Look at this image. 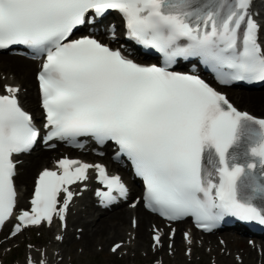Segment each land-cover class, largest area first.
I'll return each mask as SVG.
<instances>
[{"label":"snow or ice","instance_id":"snow-or-ice-1","mask_svg":"<svg viewBox=\"0 0 264 264\" xmlns=\"http://www.w3.org/2000/svg\"><path fill=\"white\" fill-rule=\"evenodd\" d=\"M110 10L122 15L128 36L162 55V65L137 63L94 35L73 38L90 17ZM260 30L252 0H0V50L24 45L42 57L37 79L47 140L114 142L143 178L148 209L169 221L193 217L209 232L226 215L264 224V117L172 66L198 58L222 85L264 82ZM20 92L10 83L0 92V227L15 218V237L54 217L66 221L76 195L69 186L89 180V169L107 189L97 191L104 201L127 198L121 177L105 165L63 158L38 174L30 210L17 215L18 158L41 136ZM162 235L154 230L153 247L163 246ZM184 238L193 243L191 233ZM121 249L115 243L111 251Z\"/></svg>","mask_w":264,"mask_h":264},{"label":"bare ground","instance_id":"bare-ground-1","mask_svg":"<svg viewBox=\"0 0 264 264\" xmlns=\"http://www.w3.org/2000/svg\"><path fill=\"white\" fill-rule=\"evenodd\" d=\"M0 63H2L4 67H7V69H11V71H14L13 74L16 75L17 79L16 84L21 85L20 95L22 97V100L33 110L35 117L37 118L41 110L39 105L37 82L35 79L36 73H34L33 71V68H36V62L22 57L13 58V56L0 54ZM33 74L34 78L32 77ZM23 88H26L24 92L22 90ZM230 97L234 102L241 104L245 109H247V107L249 106V111L251 110L256 113L259 108L261 111H264V89L254 92H242L230 89ZM256 115L263 116L259 114ZM44 155L51 156L54 155V153L41 151L32 156L30 161H26L25 164L20 167V172L17 176V184L20 191L19 199L21 202H23L24 197L26 198V195L31 188L33 177L32 174L38 169L47 166L48 164L49 160L42 159V156ZM79 201L80 199L75 201L74 206L71 208V212L76 209L78 213H75L73 220H69L70 225L66 229L69 231L62 229L59 225L53 226L55 231H57V234L59 235L62 234L63 230L67 232V239L73 246V248L71 247L69 252L74 250V245L76 246L78 244V242L73 238L76 232L70 231L71 226L73 227L74 224H78V226L84 227L83 231L78 233V239L81 245H83L82 247H85L86 250L94 248L98 240L100 241V243H103V240L107 238L108 233H111L114 236H121L122 234L124 235L125 231L131 230L135 231L136 233L135 250H139L140 245H142V247H145V250L148 251L147 238L151 234H149V226L152 227V223L158 222L159 219L155 215H152L144 210L140 204L137 205L136 208H129L126 206L124 207V205L126 204H122L120 206L121 208L118 207L119 209L116 208L117 210L113 209L112 211H107L103 213V215L97 220H88L87 217L89 215H93L98 209L93 203V197L91 198V204L85 209L80 208ZM133 216H135L138 221L135 228L131 227ZM127 224H129V229L127 228ZM175 240L177 242L179 240H183L179 231L175 235ZM226 240L228 241L227 245L230 249L235 248L238 250H242L243 254L248 259H251L249 260L251 264H253L255 258H257V253H260V256H262V259L264 260V244H260L259 251L257 247L253 248L246 246L243 239H237L235 237H233L232 239V237H227ZM53 245L57 249H59L61 245L60 249L62 251L66 250L65 248H63V244L60 243V240H54ZM244 250L246 251L244 252ZM256 250H258V252H255ZM5 251L6 250L0 251L1 258L6 255ZM29 253L35 254L32 250L29 251ZM48 254L52 256L53 252L51 251ZM220 259L226 260L227 258L221 256ZM49 264H54V260H51ZM262 264H264V262H262Z\"/></svg>","mask_w":264,"mask_h":264},{"label":"rangeland","instance_id":"rangeland-1","mask_svg":"<svg viewBox=\"0 0 264 264\" xmlns=\"http://www.w3.org/2000/svg\"><path fill=\"white\" fill-rule=\"evenodd\" d=\"M33 71L35 73V67L33 68ZM34 78V74L32 76ZM240 107H242L241 104H238ZM249 108V106L247 107ZM257 114H264V111H261L260 108L257 110L256 112ZM35 174V172L32 174V176ZM97 216V215H95ZM98 217V216H97ZM93 219V217H88V219ZM127 226L129 227V224H127ZM149 231H151V229L149 228ZM53 234L52 230H47L46 228H41V230L38 231H28L26 233H24L23 235H21L20 237H17L16 239L13 240V242H16V245L18 244H22V251H19L20 254L16 253L17 255H14L15 258H17L18 260H21L25 257V252L28 249V242L29 241H35V242H39L41 239H49L50 236ZM113 234L108 233L107 234V238L105 240H103L102 246L103 249L101 250V246L97 245L99 244L98 242H100L99 240L96 242V245L94 248L86 250V248L84 249V253L81 254L80 250H76L77 253L81 256L78 264H134L135 260L137 262V264H153L152 262V258H154L155 256L152 254V257L149 258V255L146 254L143 250H141L139 252V255L137 259H135V252H134V244H131V248L128 250V253L126 255H124V251L120 253H116V254H112L109 251V248L107 249V246L113 242L114 240H116L117 238H120L119 236H112ZM122 238V237H121ZM147 241L149 243L150 241V237L148 236ZM76 246H83L81 245V243L79 242ZM75 246V247H76ZM5 248V245H3L1 249ZM9 248V247H8ZM11 256V255H10ZM12 259H14L12 256L8 257V262L12 261ZM15 259V260H17ZM67 259V257H66ZM229 261L232 262V264H239L237 262L233 263V259L231 256L228 257ZM227 259V260H228ZM244 262L243 264H251L249 260L251 259H247L246 257H244ZM263 261H261V259L256 258L253 262V264H262ZM201 264H208L207 261L206 263H204L203 261L200 262ZM225 264H230L228 262H223Z\"/></svg>","mask_w":264,"mask_h":264}]
</instances>
